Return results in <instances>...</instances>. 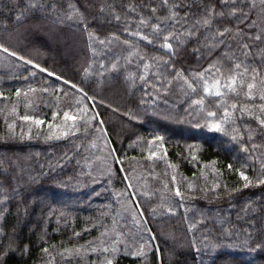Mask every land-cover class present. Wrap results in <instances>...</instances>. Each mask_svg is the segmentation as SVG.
<instances>
[{
  "label": "snow or ice",
  "instance_id": "obj_1",
  "mask_svg": "<svg viewBox=\"0 0 264 264\" xmlns=\"http://www.w3.org/2000/svg\"><path fill=\"white\" fill-rule=\"evenodd\" d=\"M6 8L15 9L17 25L34 21L23 32L4 24L6 35L0 36V53L9 61L8 72L25 81L47 74L57 82L44 79L37 87L15 88L16 104L23 98L32 105L41 95H51L57 108L53 120L59 117L60 123L48 122L45 138H59L51 131L55 127L62 129L64 137L81 133L90 138L92 147L102 146L96 157L99 175L110 185L123 184L111 191L120 213H126L124 219L130 218L133 226L121 224L106 209L96 223L82 230L91 233L95 229L97 233L83 243L81 232L73 230L75 239L57 244L42 229L38 237L40 256L33 264H121L124 258L151 264V257L159 251L157 241L165 233L159 225L153 230L150 217L162 220L181 215L191 236L187 244L174 235L170 237V262L188 264L180 260V254L191 248L199 258L198 264H216L223 250L241 248L252 254L249 264H264V204L248 201L237 214V222L203 211L198 220L188 222L196 199L207 200L209 193L220 199L240 188L229 190L220 182L211 188H198L194 179L178 178L179 165L167 160L165 136L153 132L148 138L134 127L151 111V115L167 121L223 133L239 142L244 153L260 155V167L254 175L236 170L242 187L264 186V0H26L24 7L19 0H0V23L6 19ZM44 19L68 22L86 35L89 57L75 69V77L52 70L39 59L49 49L33 44L30 36ZM24 72L29 75L24 76ZM119 88L127 98L126 106L104 95ZM0 98L8 99L3 90ZM10 113L30 122L29 138L32 126L37 128L35 135H40V126L45 124L40 116L21 115L15 104ZM109 113L119 119V127L106 119ZM16 127L15 120L7 124L6 139L16 136ZM122 137L138 155L117 150L114 138L123 143ZM187 149L189 157L198 162L194 153L199 146L189 144ZM71 158L65 153L61 160L46 166L47 172L45 165L35 172L15 153L0 155V264L10 253H30L31 245L21 243L19 225L30 205L44 203L33 199L38 196L33 185L40 177L62 170V161ZM160 162L172 169L171 175L167 170L156 171ZM227 168L231 171L233 165L229 163ZM213 172L219 174L215 167ZM91 173L89 167L87 172L58 182L80 183L84 178L95 181ZM143 173L160 186L143 182ZM13 202L16 218L9 223ZM47 215H53L50 207ZM59 215L62 218L65 214ZM159 264H163L162 258Z\"/></svg>",
  "mask_w": 264,
  "mask_h": 264
},
{
  "label": "trees",
  "instance_id": "obj_2",
  "mask_svg": "<svg viewBox=\"0 0 264 264\" xmlns=\"http://www.w3.org/2000/svg\"><path fill=\"white\" fill-rule=\"evenodd\" d=\"M8 0H5L7 3ZM20 7H24L26 0H19ZM6 19L0 23V36L6 35L4 24L11 28H17L18 31H25L34 24L33 20L25 21L23 24H15V9L6 8ZM30 40L37 46H46L49 50L46 55L39 57L46 63L50 69L57 72H64L69 77H75L76 71L80 64H83L89 57V45L86 35L77 27L70 23L58 24L53 20H40L39 30L33 31ZM116 54H119L117 51ZM9 61L5 54L0 53V90L6 94L5 98H0V155L13 154L19 155L24 161L25 166L30 167L35 172L40 171V165H45L44 171L47 172L49 163L55 164L58 160L68 154L72 157L63 160V169H57L56 172L40 177L33 185L34 191L38 196L33 199H39L44 203L39 207L30 205L28 207V215L22 216L19 225V234L21 243L30 244L29 254H20L19 252L10 253L4 261V264H33L40 256L38 239L42 229L46 230L48 236L53 243L61 241L67 242L72 237V232H81L82 239H91L95 236L96 230L91 233L82 232L83 229L90 227L92 223L97 222V218L106 209L108 215L114 217L121 224L128 228H132L131 219H124L126 213L121 214L120 209L114 203L115 196L111 189H120L123 184H108L105 177L99 175L98 157L101 154L102 146L92 147L90 138H86L81 133H77L75 137L69 135L64 137L62 129L53 127L51 131L56 133L59 138L46 139L49 133L48 122L54 125L60 123V118L53 120L52 113L57 111L55 98L51 95L43 96L36 100L35 104L27 105L22 98L16 104L14 90L17 87L27 88L28 85L37 87L38 82L48 79L53 83H57L55 78L40 74L34 79L25 81L22 78H15L8 72ZM8 73V74H5ZM28 76V72L23 73ZM140 93H137L139 95ZM105 96L109 99H115L122 106H126L127 98L123 88L115 91H105ZM176 97H173L175 99ZM16 105L18 113L35 114L45 120V124L40 126V135L36 136L37 128L32 126V137L29 138L30 122L20 121L18 116L12 115L10 109ZM109 122L115 123L117 127L120 121L116 116L109 113L106 117ZM16 122V136L6 139L8 132L7 124ZM135 130L143 135L151 138V133L158 132L165 136V146L168 150L167 160L171 163L179 165L178 178L186 176L195 180L198 188H211L215 182L222 185L227 184L229 190L233 187L240 188L239 191L233 192L231 196L222 195L220 199H215L212 193H209V199H196L193 203L194 208L190 207L188 222L198 220L201 211L206 212L211 217L219 215L221 218L236 221L237 214L240 209L248 202L254 201L257 205L264 204V186L243 188V181L239 177L237 169L246 171L249 175H254L259 169L261 159L260 155L253 156L251 153H244L239 142L233 141L229 136L203 127H196L195 124L176 123L167 121L157 116L149 114L143 117V123L134 125ZM21 129L23 131H21ZM23 136V139L20 137ZM124 142L116 143L117 150L123 149L129 156L138 155L135 150L127 147L126 137L121 138ZM198 145L199 151L194 154L199 158L198 162L193 161L188 155L187 145ZM79 152L77 155L76 153ZM79 161V163H77ZM215 161V165L212 164ZM233 165V170L227 168V164ZM89 167L92 169V176L95 181L84 178L80 183L68 181L61 184L58 181L64 180L66 177L79 175L82 171L87 172ZM213 167L219 170V174L213 172ZM167 170L168 175L172 174V169L167 168L163 162H160L156 171L163 173ZM2 171V170H0ZM193 173L196 176L193 177ZM144 181L151 186L159 187L155 179L143 173ZM55 177V179H53ZM223 192V188H221ZM199 196L200 193L197 192ZM131 202V201H129ZM51 208L53 215L49 217L47 213ZM114 210V211H112ZM17 206L15 202L12 204V215L8 217L9 223L15 222V213ZM60 213H64V217H60ZM111 223V220L106 221ZM149 224L155 231L157 226L162 227L165 235H161L157 243L159 251L151 257V264H159V258L163 259V264H175V260L169 261L167 249L172 245L170 238L174 235L177 240H183L185 244L191 232L187 230L185 217H165L162 220H155L150 217ZM219 229L220 225H216ZM199 236V233H197ZM250 253L241 248L225 249L216 257V264H249ZM208 261V257H204ZM259 259V257L257 258ZM180 260H187L188 264H198L199 258L191 248H186L180 254ZM121 264H137L133 258H124Z\"/></svg>",
  "mask_w": 264,
  "mask_h": 264
},
{
  "label": "rangeland",
  "instance_id": "obj_3",
  "mask_svg": "<svg viewBox=\"0 0 264 264\" xmlns=\"http://www.w3.org/2000/svg\"><path fill=\"white\" fill-rule=\"evenodd\" d=\"M257 3H259V0H257Z\"/></svg>",
  "mask_w": 264,
  "mask_h": 264
}]
</instances>
